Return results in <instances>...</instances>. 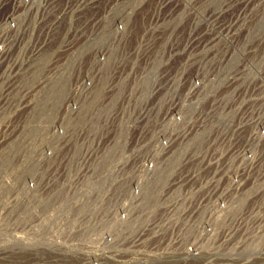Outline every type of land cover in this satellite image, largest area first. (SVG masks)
<instances>
[{
    "label": "rangeland",
    "instance_id": "obj_1",
    "mask_svg": "<svg viewBox=\"0 0 264 264\" xmlns=\"http://www.w3.org/2000/svg\"><path fill=\"white\" fill-rule=\"evenodd\" d=\"M239 43L264 64V0H0V264L94 258L114 150L164 111L162 84L192 97Z\"/></svg>",
    "mask_w": 264,
    "mask_h": 264
},
{
    "label": "built area",
    "instance_id": "obj_2",
    "mask_svg": "<svg viewBox=\"0 0 264 264\" xmlns=\"http://www.w3.org/2000/svg\"><path fill=\"white\" fill-rule=\"evenodd\" d=\"M210 64L190 98L162 84L149 106L164 111L149 108L127 133L133 145L113 149L123 156L96 182L99 239L84 264H264V64L242 43ZM45 215L36 232L51 231V207Z\"/></svg>",
    "mask_w": 264,
    "mask_h": 264
}]
</instances>
